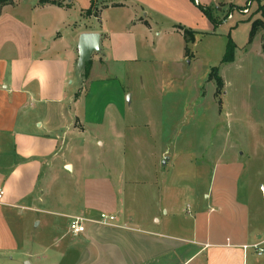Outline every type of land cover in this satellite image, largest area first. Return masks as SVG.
<instances>
[{"label":"crops","instance_id":"crops-1","mask_svg":"<svg viewBox=\"0 0 264 264\" xmlns=\"http://www.w3.org/2000/svg\"><path fill=\"white\" fill-rule=\"evenodd\" d=\"M39 1L0 8V264H264V253L253 248L264 247V218L249 194L239 197L237 163L212 179L209 205L196 209L189 225L136 210L135 198L128 206L113 175L84 179L80 192L77 181H59L63 169H75L70 143L83 128L79 104L95 70L127 60L122 45L151 40L160 23L169 21L165 30L183 38L179 26L212 33L218 24L201 8L217 17L223 0ZM92 2L98 16L84 13ZM83 32L101 34L100 64L86 76L78 71ZM114 50L118 56L110 58ZM24 211L35 214L37 229L25 242L18 239ZM101 213L115 223H98ZM74 216L89 220L79 235L70 232ZM19 248L20 261L7 262Z\"/></svg>","mask_w":264,"mask_h":264},{"label":"rangeland","instance_id":"rangeland-1","mask_svg":"<svg viewBox=\"0 0 264 264\" xmlns=\"http://www.w3.org/2000/svg\"><path fill=\"white\" fill-rule=\"evenodd\" d=\"M260 4V0L221 1L217 15L221 23L208 34L181 30L185 44L181 35L165 30L169 21L155 26L149 41H126L121 51L127 60L113 61L92 74V89L79 104L83 128L70 143L75 169H63L59 181L70 185L77 181L80 192L84 179L113 175L128 206L135 198L136 210L167 218L172 225H189L196 209L209 205L212 179L237 163L239 197L247 199L249 194L253 212L263 219ZM253 20L261 26L249 42ZM229 38L236 44L232 61L224 59ZM94 56L87 74L100 64V54ZM115 56L116 50L109 55ZM24 214L25 228L22 233L18 230V239L25 242L35 238L37 229L35 214ZM21 251H11L5 259L20 261Z\"/></svg>","mask_w":264,"mask_h":264},{"label":"trees","instance_id":"trees-1","mask_svg":"<svg viewBox=\"0 0 264 264\" xmlns=\"http://www.w3.org/2000/svg\"><path fill=\"white\" fill-rule=\"evenodd\" d=\"M261 4L259 7V10L261 11L262 16L264 17V4H263V0H260ZM11 1L10 0H0V8L1 6H3L4 4H9ZM48 3H52V4H56L59 6H63V3L61 1L58 0H40L39 4L40 5H45ZM97 7L96 4L94 2H92L91 7L87 10H85V14L87 15H93V16H98V13L93 12L94 8ZM203 10V12L205 13V15L215 24H219L221 23L220 21H218V18L215 17L213 15L214 9L212 8H206V7H202L201 8ZM227 19V17L225 18ZM261 26V24L257 21V20H253L251 23V30H250V35H249V42L252 39V37L256 34V32L258 31V28ZM179 28L185 33V34H191L194 35L197 32L195 30H192L191 28H187L185 26H179ZM235 50H236V44L235 42L229 38L227 45H226V51H225V56L224 59L225 60H229L232 61L234 54H235ZM185 52H187V48L185 46ZM91 62V61H90ZM90 62H88L86 69L82 72L83 75H88L86 72L88 71L89 67H90Z\"/></svg>","mask_w":264,"mask_h":264},{"label":"water","instance_id":"water-1","mask_svg":"<svg viewBox=\"0 0 264 264\" xmlns=\"http://www.w3.org/2000/svg\"><path fill=\"white\" fill-rule=\"evenodd\" d=\"M101 51V34L99 32H83L78 41V71L83 72L95 53Z\"/></svg>","mask_w":264,"mask_h":264},{"label":"built area","instance_id":"built-area-1","mask_svg":"<svg viewBox=\"0 0 264 264\" xmlns=\"http://www.w3.org/2000/svg\"><path fill=\"white\" fill-rule=\"evenodd\" d=\"M1 193H0V198H1ZM89 220L81 217V216H74L71 217L70 221V232L73 235H79L83 232H85V226L86 222ZM116 221V217L113 214L109 213H101L100 217L98 218L97 222L100 224L104 225H113ZM262 243H257L253 245V248L259 253L262 254L264 253V247L261 246Z\"/></svg>","mask_w":264,"mask_h":264}]
</instances>
